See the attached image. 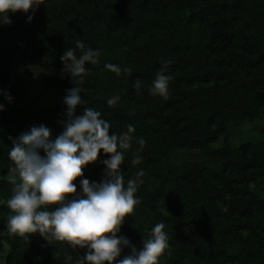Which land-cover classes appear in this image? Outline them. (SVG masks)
Returning <instances> with one entry per match:
<instances>
[{
    "label": "trees",
    "instance_id": "16d2710c",
    "mask_svg": "<svg viewBox=\"0 0 264 264\" xmlns=\"http://www.w3.org/2000/svg\"><path fill=\"white\" fill-rule=\"evenodd\" d=\"M9 17L22 54L63 90L73 82L60 57L75 48V40L100 50L98 62L85 65L91 74L77 114L85 107L99 111L110 135L134 125L121 165L125 185L138 170L145 173L135 193L140 202L118 235L139 251L151 228L163 222L171 254L161 264H264V136L236 147L229 128L264 105V0H47L30 22L22 11ZM106 63L118 65L121 74ZM162 70L170 76L167 99L149 93ZM0 89L15 91L1 70ZM115 95L120 99L109 106ZM66 108L63 98L52 109L58 135ZM32 126L22 107L0 111V249L9 246L5 264H66L67 255L75 259L86 249L50 243L38 233L25 240L7 228L9 137ZM183 149L203 158L176 163ZM108 155L101 150L83 169L84 178L101 182L106 166L100 161ZM136 156L142 159L134 165ZM80 179L73 181L77 192ZM131 251L125 247L117 259Z\"/></svg>",
    "mask_w": 264,
    "mask_h": 264
},
{
    "label": "clouds",
    "instance_id": "9594fccd",
    "mask_svg": "<svg viewBox=\"0 0 264 264\" xmlns=\"http://www.w3.org/2000/svg\"><path fill=\"white\" fill-rule=\"evenodd\" d=\"M42 4L47 5V0H0V24H11L9 14L18 10L27 14L30 22ZM99 56V49L86 48L82 40L76 39L75 48L67 49L60 57L64 71L70 74L75 85L65 90L67 108L66 119L60 121L61 134L52 138L51 129L40 124L15 139L9 137L12 146L8 157L12 164L8 167V181L13 188L6 201L11 213L6 221L8 232L25 240L29 239L27 234L38 233L50 243L63 241L73 250L77 246L86 249L75 259L67 255L66 264H161V257L171 254L163 222L151 228L139 251L129 238L118 235L125 218L131 216L140 202L135 193L145 175L143 169L138 170L126 185L122 175L124 150L132 146L134 125L129 124L125 133L110 135V123L99 111L85 107L77 114V108L86 103L81 92H85V78L91 74L90 67L85 65H95ZM167 63L171 61H165ZM104 67L117 76L121 74L118 65L106 63ZM123 71L127 73L129 69ZM169 81L170 76L163 70L158 72L149 93L167 99ZM0 95L9 103L13 100L6 89H0ZM119 99L118 95L112 96L107 104L113 106ZM3 110L5 104L0 103V111ZM138 143L142 146L143 138ZM101 150L110 154L100 161L106 166L105 176L99 183L90 182L84 178L83 169L97 161ZM141 159L136 156L132 163L138 164ZM77 177H81L79 192L77 184L73 183ZM49 205L54 208L49 210ZM129 246L131 254L117 259Z\"/></svg>",
    "mask_w": 264,
    "mask_h": 264
},
{
    "label": "rangeland",
    "instance_id": "374dc122",
    "mask_svg": "<svg viewBox=\"0 0 264 264\" xmlns=\"http://www.w3.org/2000/svg\"><path fill=\"white\" fill-rule=\"evenodd\" d=\"M17 12L20 13L19 10ZM22 48L23 43L16 36L14 28L9 24H0V70L7 72L15 82L12 102L4 100L3 103L5 106L22 107L26 121L33 126L44 124L51 129V136L55 138L58 134L52 109L65 97L66 91L36 64L30 63L22 54ZM95 85L99 86L96 82ZM74 86L72 83L71 87ZM229 128L231 142L236 147L246 140H259L264 136V105L255 117L233 122ZM202 158L200 152L183 149L175 154L174 160L176 163L196 162ZM8 250L9 246L3 243L0 264H5Z\"/></svg>",
    "mask_w": 264,
    "mask_h": 264
}]
</instances>
